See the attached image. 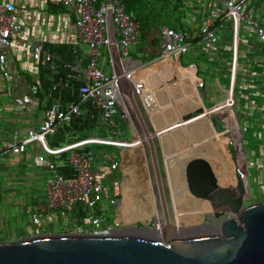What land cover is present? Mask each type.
I'll list each match as a JSON object with an SVG mask.
<instances>
[{
	"label": "built area",
	"instance_id": "built-area-1",
	"mask_svg": "<svg viewBox=\"0 0 264 264\" xmlns=\"http://www.w3.org/2000/svg\"><path fill=\"white\" fill-rule=\"evenodd\" d=\"M250 1L254 0H198L206 11V18L199 27L197 40L207 45L215 44L218 27L228 24L232 38V65H235L234 55L240 25L250 28L255 40L264 44L263 26L244 10V6ZM57 4L75 16L71 31L73 36L69 35L70 31L64 34L63 43H69L72 47L83 43L87 50L82 69L77 64L62 65L70 71L72 79L77 81L76 101L64 107H46L37 127L29 128L23 138L14 136L0 147V158L23 154L32 143L38 145L40 153L34 156L33 164L35 167L45 168L47 176L43 182V201L36 203L28 211L30 223L36 229L43 223L51 226L53 222H62L66 234L110 236L124 228L117 219V210L111 218L107 215L109 209L117 208L123 195L120 179L113 175L121 172L119 155L112 149H118L120 153L140 143L139 140L123 139L124 133L129 129L137 130L124 107L128 84L123 68L129 71L136 68L131 61L129 49L138 45L139 19L129 17L124 1L112 0L110 20L119 66L115 70L112 65L110 72L105 73L102 51L109 49L110 45L107 1L58 0L55 2ZM15 11L13 0H0V73L9 84L12 101L23 110L31 103V98L28 93L19 90L20 80L11 73L6 61V51L12 41H20L24 32V27L15 20ZM159 39L160 57L163 60L186 52L184 36L172 28L163 27ZM25 47L28 61L32 65L51 71L59 65L41 43L29 42ZM134 54L139 58L144 56L141 52ZM35 89L36 87L27 88L31 94ZM232 104L233 101L230 100V107ZM83 105L89 106L97 114L100 135L55 149L48 147L45 138L53 135L58 127L77 120ZM119 113L127 121L122 127L115 120ZM89 146L92 148H88ZM60 154L65 155L69 174H64L54 161L48 159L49 156ZM107 173H112L109 182L105 177Z\"/></svg>",
	"mask_w": 264,
	"mask_h": 264
},
{
	"label": "crops",
	"instance_id": "crops-1",
	"mask_svg": "<svg viewBox=\"0 0 264 264\" xmlns=\"http://www.w3.org/2000/svg\"><path fill=\"white\" fill-rule=\"evenodd\" d=\"M57 1L58 0H13L16 8L15 20L24 27V32L20 41L18 39L12 41V45L6 51V61L11 69V73L20 80L19 90L29 94L31 103L25 109L20 110L12 101L9 84L6 83L0 73V147L11 141L14 136L16 138H23L29 128L37 127L42 121L43 111L46 107L51 105L64 107L76 101L75 88L77 81L72 79L70 71L62 65L77 64L78 68L82 69L87 56V50L83 43H79L75 47H72L69 43H63L62 37L64 34L70 31L69 35L73 36L71 31L75 16L66 8L58 4L55 5ZM150 1L155 0H143L145 5L152 4ZM163 1L166 13L169 15V21L171 22V26L168 28H172L182 33L184 36L187 45L184 54L190 52L196 56H201L207 64L200 63V65H209L208 63H210L211 60L213 63L219 62L218 58L224 55L229 58L230 55L232 56V38L230 26L228 24H223L218 27L217 42L215 44L207 45L197 40L199 27L206 18V11L200 6L198 0H187L186 2H181L180 0ZM155 4L157 5L158 3ZM244 10L264 28V0L250 1L246 3ZM140 17L142 16L140 15ZM140 17L137 18L139 22L142 21ZM160 30L148 26L145 27L143 34L139 32L138 45L132 49V53L130 54L131 61L136 65V68L133 70L137 69L141 71L140 74H142L145 65H148L152 61H156V66L161 65V68L168 70V73L174 74V72H177L183 79L190 76L195 80L196 77L190 68L183 69L179 66L182 65L180 58L184 54L171 56L178 60L176 66L173 65L169 59H161ZM29 42L41 43L44 49L52 54L59 64L54 71L32 65L28 61L25 44ZM135 52H141L144 56L141 58L136 57L134 54ZM147 57H150V60H146ZM247 58H249V61L246 60ZM102 59L103 71L109 73L112 69L109 49L102 51ZM234 59L235 65H239L237 70L241 68V64L246 65V63L249 64V68L251 69H253L251 64L264 65V44L256 41L252 35L251 29L244 25H240L238 29ZM190 61L188 65H196L197 63L195 57L192 56H190ZM151 69L152 66L150 67V70ZM202 69L205 71V67H202ZM168 73L166 72V74ZM196 75V81L198 84L200 83L199 88L203 94V81L199 77L198 71ZM216 75L218 79L215 78V82L220 80V76L222 77L220 73ZM138 81L152 83V78H143ZM163 83L167 85V80ZM127 84L131 91L133 88L136 91L135 93H137L133 83L130 84V82L127 81ZM229 84L230 80L227 85L228 88ZM218 86L219 88L222 87L220 85ZM30 87H36L33 94L29 93L27 90V88L29 89ZM165 92L167 91L165 90L164 93ZM137 97L138 100L140 99L143 113L147 114L151 108L150 104H148L146 100L141 99L139 94H137ZM228 99L229 89H227L226 99L220 104L221 107L217 108L216 114L229 113L232 116L233 127L239 138L240 131L235 124L234 116L230 110V100ZM80 110L81 114L77 120L72 124L58 127L53 135L48 136V139L55 144L50 148L55 149L63 147L83 138L97 137L100 135L97 114L87 105H83ZM162 117L164 118V123L159 129L173 123L172 108L170 106L165 105L164 113L160 114V118ZM125 120L124 118L123 123H125ZM197 128L198 132L201 133V127ZM149 131L157 132V129H154L152 126V129ZM181 131L184 132V128ZM88 148L91 149L92 146ZM112 150L114 151L115 149ZM242 150L239 138V168L245 177ZM39 153L40 150L38 145L32 143L23 154L9 155L0 158V237H8L16 234V236H18L24 229H29L31 223L28 211L32 209L36 203L43 201V182L44 178L47 176V171L45 168H38L33 164L34 156ZM118 155L120 158V153H118ZM48 159L54 161L56 166L61 169L64 174H69L65 164L64 154L49 156ZM121 172H118L119 179L122 176ZM115 174L116 173L113 175ZM253 175L257 180L262 176L258 168L255 169ZM42 225H44V223ZM42 225L38 227V229L41 228ZM45 225H49V223ZM33 227H31V229ZM34 229L36 230L35 227ZM4 240L11 241L10 239Z\"/></svg>",
	"mask_w": 264,
	"mask_h": 264
},
{
	"label": "rangeland",
	"instance_id": "rangeland-1",
	"mask_svg": "<svg viewBox=\"0 0 264 264\" xmlns=\"http://www.w3.org/2000/svg\"><path fill=\"white\" fill-rule=\"evenodd\" d=\"M150 2L152 4H147L142 7L141 12L139 13L142 16V21L139 23L144 22L145 27L152 26V28L159 30L162 27H170L171 22L169 21V15L166 13L164 1L155 0ZM154 2L158 4L156 5ZM131 53L132 48L129 49V54ZM190 56L195 57L197 62L196 65H188L191 62ZM180 59L182 65L179 66L183 69L190 68L196 78V72L198 71V75L203 81L202 97L205 100L211 102L212 105L215 106L221 104L226 99L227 89H229L227 85L230 80L232 69L231 55L230 58L226 55L219 57V62L213 63L211 60L210 63H208L209 65H200V63L207 64V62L202 59L201 56H196L190 52L182 55ZM246 60L249 61V58ZM155 63L156 61H152L148 65H145L142 70L143 73L140 74V76L137 75L141 79L152 78V83L138 81V85L135 86L137 93H135V89L132 88V96L136 101L138 109L142 113V117L149 130L152 129V126L154 129H157V132L167 128L165 132L160 133L158 135L159 137L154 139V142L169 220L172 224L180 228L200 226L203 224H209L217 227L218 223H216V220L211 216L212 212L209 203L189 195L187 191V184L183 176L184 166L182 164V160H184L186 156L191 157L188 153L191 150L188 149L189 147L187 146V143L191 142L192 138L185 136L181 132L183 128H181V124H179L177 119L181 115L197 109L198 106H201L198 105L196 97L190 91L187 81L183 79L179 73H168V70L162 69L161 65L156 66ZM251 65L253 69L249 68V64L246 63V65L241 64V68L239 67L241 71L240 69L235 70L234 81L238 87V92L236 94V100H233L232 96L233 104L230 107L241 133L242 151L244 157L243 166L246 181V189L244 191L245 204H251L264 200V167L261 166L262 159L264 158V143L260 142V138H264V65ZM151 66L152 69L150 70ZM202 67H205V71ZM166 72L168 74H166ZM219 73L222 77L220 76V80L216 81V84L215 78L218 79L216 74ZM165 80H167V85H164L163 83ZM218 85L222 87L219 88ZM165 90L167 92L164 93ZM137 94L141 96V99L146 100L148 104H150L151 108L147 114L143 113V108L141 107L140 99H137ZM165 105L172 108L173 123L159 129L164 123V118H160V114L164 113ZM124 107L129 113L133 126H136L134 113L132 112L128 99L124 100ZM238 117H240L239 122L237 119ZM115 120L120 127L123 126V123H121L118 116ZM194 131H196L195 134L199 133L197 127ZM251 138L255 139V143H252V145L250 142ZM45 139L49 147H53L55 145L48 139V136ZM123 139L130 140L129 131L124 133ZM198 146L199 145L196 147ZM205 146L206 149L204 150V153L206 154L212 153L215 149L218 151V145L214 140L206 143ZM114 153L118 154L119 150L115 149ZM191 154H194L193 150ZM208 160L210 161V159ZM119 161L120 170L122 171L120 184L123 195L117 204V208L109 209L107 215L111 218L110 216H114L115 210H117L116 212L118 216L122 207H129L130 205H133L134 199H137V194L135 193L137 188V190H143L144 193L149 196V207L152 208V214L148 217L136 216L133 221L125 222L124 219L127 215H129V218L127 217V219H131L130 215L134 216V214L130 209H124L121 213V219L118 220L121 221V226L123 225V227L132 224L137 227L144 225L151 229L153 227H150V224L155 221V214L160 217L161 221L162 214L153 180L151 161L146 142L142 141L132 149L120 151ZM230 162L232 164L231 160ZM254 165L255 167H253ZM260 167L261 169L259 171L262 176L259 180H257L254 176H252L251 170L252 168ZM179 172L181 174H179ZM105 177L107 181L110 180L112 178V173H107ZM261 178L263 179V182ZM197 213L201 216H198ZM140 214H142V212H140ZM227 215L231 214L228 213ZM155 225L156 222H154V226ZM31 227L33 226L30 225L29 229H24L18 236H16L17 234L8 237L1 236L0 239L3 240L0 241H6L4 239L17 241L37 235L47 236L66 234L64 233L66 230L63 228L64 226L62 222L59 224L53 222L51 226L44 224L41 228H37L36 230L34 227L31 229Z\"/></svg>",
	"mask_w": 264,
	"mask_h": 264
},
{
	"label": "water",
	"instance_id": "water-1",
	"mask_svg": "<svg viewBox=\"0 0 264 264\" xmlns=\"http://www.w3.org/2000/svg\"><path fill=\"white\" fill-rule=\"evenodd\" d=\"M106 1L110 37L109 57L114 69L118 70L119 55L110 20L112 0ZM235 66L232 65L231 69L228 100H232ZM122 78L125 80L124 76ZM126 96L137 127V130H128L130 140L146 142L149 152L162 214L161 237L142 235L139 231L150 228L129 224L120 232L105 237L37 235L17 241H0V264H264V200L245 204L238 190H221L210 165L200 155L181 159L184 166L183 176L189 195L209 203L211 216L218 225L214 227L216 231L202 230L191 236L173 238L182 228L172 224L168 217L154 142L167 128L150 132L129 88ZM207 103L206 108L198 107L177 119L179 124L187 126L185 131H193L205 120L206 115L214 120L213 130L221 131L225 123L220 115L216 114L221 105L213 106L209 101ZM234 121L238 128L235 119ZM239 135L242 146L240 132ZM199 142L200 137L192 138L191 142L187 143L188 149L197 150ZM228 213L231 215H227ZM154 222L150 227H154ZM204 225L209 224L191 226L189 229L199 230L204 228Z\"/></svg>",
	"mask_w": 264,
	"mask_h": 264
},
{
	"label": "trees",
	"instance_id": "trees-1",
	"mask_svg": "<svg viewBox=\"0 0 264 264\" xmlns=\"http://www.w3.org/2000/svg\"><path fill=\"white\" fill-rule=\"evenodd\" d=\"M122 1H124L126 3L127 13H128V15H129V17L131 19H137L138 17H140L139 13L141 12L142 7L145 5L143 0H122ZM140 19H141V17H140ZM143 23L144 22L139 23V30H140V33H142V34L144 33V30H145V23L144 24ZM146 60H150V57H147ZM238 66L239 65L235 66V70H237ZM195 80H197V79L195 78ZM237 92H238V87L236 86L235 81H234L233 91H232L233 100H236ZM218 115H220L221 119L225 123L223 128L228 130L229 134L235 136L236 141H237V146H238L239 138H238V134L236 133L235 128L233 127L232 116L229 113H221V114H218ZM118 117H119V120L121 121V123H123L124 122L123 115L121 113H119ZM239 118L240 117L237 118L238 122H239ZM181 127L184 128L183 134L185 136H188V137H191V138L200 137V142H199L200 144H198L199 146L197 147V150L193 151L194 154H191L192 150L188 152L189 155H191V157H196V156H199V155L202 156V157L205 156V154H206V153H204V150L206 149L205 145H206V143H209L210 141H213V140L218 145V151L216 149L213 150V151L219 152V151H221L223 149V147L227 146V141H226L225 136L223 134H219L216 131L212 130L211 129V123L208 121V119H205V120L201 121L196 126V127H201V133H196L195 134L196 131H194V130L193 131H185L187 126L183 125V124H181ZM254 140L255 139H253V138L250 139L251 145H252V143H255ZM260 142L264 143V138L263 137L260 138ZM193 155H195V156H193ZM261 166L264 167V158L262 159V165ZM253 167H255V165ZM255 169H257V168H252V170H251L252 171V173H251L252 176H254L253 172L255 173ZM258 169L260 170L261 167L258 168ZM179 174H181V173L179 172ZM114 176L119 177V173H116ZM181 177H182V175H181ZM135 193L137 194V199H134V204L133 205L129 204L130 205L129 207H125L124 208V209H127V210L130 209L133 212L134 216L132 217L130 215V217H132L131 220H134V217L136 216V213L138 211H143L144 212V210L149 209L147 212H145V214L146 213L147 214H152V210L149 207V205H150L149 196L146 195L143 190H137V188H136Z\"/></svg>",
	"mask_w": 264,
	"mask_h": 264
},
{
	"label": "bare ground",
	"instance_id": "bare-ground-1",
	"mask_svg": "<svg viewBox=\"0 0 264 264\" xmlns=\"http://www.w3.org/2000/svg\"><path fill=\"white\" fill-rule=\"evenodd\" d=\"M168 59L173 65L176 66V64H178V61H177L176 58L171 57V58H168ZM123 71H124V75L126 77V81H129L130 84L133 83L135 86H137V81L139 79H141L139 77L141 71H139L137 69L129 71L126 68H123ZM137 75H139V76H137ZM185 80L187 81L188 86L190 87V89L196 90V88H197L196 91H198L199 96H200V98L198 99V105H200V102H202L203 108H206L208 106V104H207L206 100L201 95V91H200L198 82L196 80H194L190 76H188V78H186ZM205 118L210 119L212 124H213V126H214V120H213L212 117H210L209 115L208 116L206 115ZM217 133H219V134L222 133L225 136V138L227 139V142H228L227 149H228V153H229V159L232 161V171H231V173H224V174H221L220 176L217 175L215 170H214V168L211 166L210 162L207 159H205L204 157L203 158L210 165L211 170H212V172H213V174H214V176L216 178V181L218 183V186H219V188L221 190H224V191L238 190L239 193L243 196V198H245L244 197L245 196L244 191L246 189V181H245L244 174L240 171V168H239L238 146H237L236 138H235L234 135L229 134V131L226 130L225 128H222L221 131H219ZM229 145H230V147H229ZM124 208L125 207H122L120 209V212L118 213L117 219H121V216H122L121 213L124 211ZM155 215H157V214H155ZM157 217H158V215H157ZM124 221L127 222V221H130V219H127V216H126ZM204 226H205L204 228H201L199 230L197 229L195 231H193V230H191L189 228H182L180 231H178L174 235L173 238L178 239V238H181V237L190 236V235L202 232V230L203 231H216L214 226H212V225H204ZM154 227H153V229H154ZM158 228L161 229L160 227H158ZM149 230L150 229H144L142 231H139V233L142 234V235H145V236H149V237H155V238H160L161 237V232H160V235H159L158 233H155L154 230H153V233H155V234H152V233H150Z\"/></svg>",
	"mask_w": 264,
	"mask_h": 264
},
{
	"label": "flooded vegetation",
	"instance_id": "flooded-vegetation-1",
	"mask_svg": "<svg viewBox=\"0 0 264 264\" xmlns=\"http://www.w3.org/2000/svg\"><path fill=\"white\" fill-rule=\"evenodd\" d=\"M190 91L196 97V99L198 101V99L200 98V96L198 95V92L196 90H193V89H190ZM200 106H202V102H200ZM205 119H208V118H205ZM208 121L211 123V129L213 130V124H212L211 120L208 119ZM203 157L205 159H207V160L210 159V161L209 160L208 161L210 162L211 166L215 169V172H216L217 175L220 176L221 174H224V173H231V171H232V164H231L230 159H229V156H228L227 146L223 147V149L221 151H219V152L213 151L212 153L205 154V156H203ZM206 157H208V158H206ZM150 209L152 210V208H150ZM148 210L149 209H146V210H144V212L143 211H138L136 213V216H140V217L141 216H146V217H148L150 214H147V213L145 214V212H147ZM140 212H142V214H140ZM198 216H201V215L198 214ZM127 217L129 218L128 215H127ZM132 217H130V218L132 219ZM131 219H130V221H133ZM154 219H155L156 225H155L154 229H150L149 231L152 234L158 233L160 235V232H161L160 230L161 229L158 228V227L161 228V225H160L161 224L160 217L159 216L157 217V215H155L154 216ZM186 228H189V227H186ZM153 230H154L155 233H153Z\"/></svg>",
	"mask_w": 264,
	"mask_h": 264
}]
</instances>
